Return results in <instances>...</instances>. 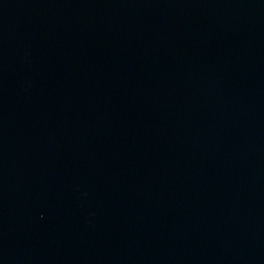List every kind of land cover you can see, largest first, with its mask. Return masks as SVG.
<instances>
[{"label": "water", "instance_id": "95a60500", "mask_svg": "<svg viewBox=\"0 0 264 264\" xmlns=\"http://www.w3.org/2000/svg\"><path fill=\"white\" fill-rule=\"evenodd\" d=\"M0 264H264V0H0Z\"/></svg>", "mask_w": 264, "mask_h": 264}]
</instances>
